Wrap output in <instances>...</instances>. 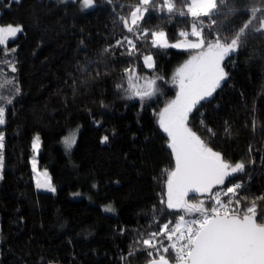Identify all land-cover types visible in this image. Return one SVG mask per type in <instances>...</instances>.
<instances>
[{
	"label": "trees",
	"instance_id": "16d2710c",
	"mask_svg": "<svg viewBox=\"0 0 264 264\" xmlns=\"http://www.w3.org/2000/svg\"><path fill=\"white\" fill-rule=\"evenodd\" d=\"M138 2L97 0L96 9L82 12L71 0H0V24L23 27L9 41L16 51L0 57L15 62L17 72L6 65L3 70L20 89L18 95L14 85L5 90L14 98L0 129L5 134L0 264H148L147 251L134 244L138 233L157 230L154 218L175 222L177 213L160 202L166 199V170L174 167V156L158 114L176 95L171 78L189 53L136 41L119 16L128 17ZM253 4L264 7V0H236L240 12L230 19L232 27L219 20L218 26L230 36L250 18L247 8ZM149 15L140 27L159 26L173 42L188 27L177 22L180 18L167 22ZM125 36L140 52L153 54L154 70L139 54L128 56L126 43L115 46ZM230 59L225 62L228 79L190 114L189 126L226 160L244 161L239 191L259 196L264 194V34L252 33ZM133 62L138 74L163 77L153 99H127L116 87L125 83L124 70ZM77 128L76 144L68 152L62 141ZM37 134L40 167L49 171L55 193L35 185L31 144ZM105 135L109 140L102 143ZM73 193L82 197L73 199ZM104 205L114 212H104ZM134 247L140 250L128 256Z\"/></svg>",
	"mask_w": 264,
	"mask_h": 264
},
{
	"label": "snow or ice",
	"instance_id": "6c2138e0",
	"mask_svg": "<svg viewBox=\"0 0 264 264\" xmlns=\"http://www.w3.org/2000/svg\"><path fill=\"white\" fill-rule=\"evenodd\" d=\"M59 2L66 4L70 0ZM71 2L78 3L82 12L98 6L97 0ZM107 3L112 4V0H107ZM247 11L250 18L230 36L224 27L218 26V20L222 25L229 22L227 27H232L230 19L240 12L236 0H139L128 17L119 16L122 26L133 34L136 41H144L158 50L179 49L189 53L188 59L177 67L171 78L178 89L175 99L167 102L158 114L159 127L167 135V147L174 156V167L166 170V199L162 197L160 202L177 216L175 222L166 219L160 223L154 218L153 223L159 225L157 230L147 235L138 233L134 244L147 251L148 264H264V204L260 203L264 201V194L249 197L239 191L244 188L240 174L245 172V162L226 160L189 126L190 114L202 101H210L228 79L225 62L231 63L230 58L252 33L264 34V7L253 4ZM150 12L167 22L180 18L177 22L188 27L178 31L176 41H170L167 32L159 26L155 30L140 27L146 15L151 19ZM22 32L21 25H0V57L10 56L16 51L14 46L8 47L9 41L15 40ZM125 43L128 56L139 54L146 68L155 69L153 54L140 52L132 38L125 36L115 46L122 47ZM110 50L105 49V52ZM4 65L11 73L18 71L13 60L0 59V129L7 122V106L12 105L14 98L6 96L5 90L14 85V94L20 92L15 78L4 72ZM124 73L125 83L116 87L127 99L145 101L160 94L157 81L163 77L138 74L134 62ZM207 131L215 135L212 129ZM78 132L77 128L64 137L62 142L67 149L75 145ZM225 132H229L227 127ZM108 140L105 135L101 142L107 143ZM31 148L39 154V134L34 136ZM4 149L5 134L0 130V181L4 179ZM32 171L37 189L55 193L56 188L47 171L37 170L35 157L32 159ZM226 181L228 184L223 187ZM104 210L114 211L111 206ZM138 250L139 247H134L128 256L135 255ZM170 250L173 254L171 259L168 257Z\"/></svg>",
	"mask_w": 264,
	"mask_h": 264
},
{
	"label": "rangeland",
	"instance_id": "374dc122",
	"mask_svg": "<svg viewBox=\"0 0 264 264\" xmlns=\"http://www.w3.org/2000/svg\"><path fill=\"white\" fill-rule=\"evenodd\" d=\"M11 2H14L15 0H10ZM20 1V0H19ZM134 9V8H133ZM1 15V14H0ZM1 25V24H0ZM18 36H19V34H18ZM17 36V37H18ZM16 37V38H17ZM192 39H194V38H192ZM177 50H179V49H177ZM188 59V58H187ZM155 60V59H154ZM180 66V65H179ZM178 66V67H179ZM177 69V68H176ZM175 69V70H176ZM174 73H175V71H174ZM177 91H178V89H177ZM176 91V92H177ZM214 95V94H213ZM176 96V95H175ZM175 96L172 98V99H175ZM171 99V100H172ZM171 100H169V101H171ZM168 101V102H169ZM165 107V106H164ZM163 107V108H164ZM162 108V109H163ZM162 111V110H161ZM79 129V128H78ZM161 129V128H160ZM73 130H75V129H73ZM162 130V129H161ZM72 131V130H71ZM79 131H80V129H79ZM162 132H163V130H162ZM164 133V132H163ZM78 134H79V132H78ZM78 134H77V138H78ZM165 134V133H164ZM166 135V134H165ZM167 136V135H166ZM77 138H76V141H77ZM62 144H63V142H62ZM76 144V143H75ZM63 146L65 147V145L63 144ZM75 146V145H74ZM74 146L69 150V149H67L66 147H65V149L68 151V152H70V151H72L73 150V148H74ZM40 152V151H39ZM35 157V159L37 160V170L38 171H41V172H43V171H47V173H48V175L51 177V175H50V173H49V171L47 170V169H45V168H41L40 167V163H39V154L37 155V154H35L34 152H33V155H32V157H31V168H32V159ZM32 173H33V177H34V181H35V185H36V177H35V173L32 171ZM51 181H52V178H51ZM52 184H53V182H52ZM54 185V184H53ZM54 187H55V185H54ZM37 188V187H36ZM56 188V187H55ZM37 190H39V191H42V192H48V191H45V190H43V189H37ZM56 192V191H55ZM50 193H52V192H50ZM71 197L73 198V199H80L81 197H82V194H80V193H73V194H71ZM106 207H108L107 205H104V206H102V209H103V211L104 212H106L104 209L106 208ZM114 212V211H113ZM113 212H106V213H113ZM51 264H57V263H51Z\"/></svg>",
	"mask_w": 264,
	"mask_h": 264
}]
</instances>
